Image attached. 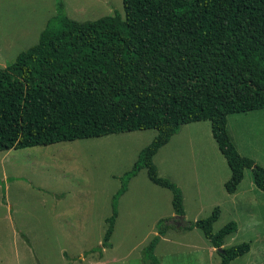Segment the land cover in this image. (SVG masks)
<instances>
[{
  "label": "trees",
  "instance_id": "obj_1",
  "mask_svg": "<svg viewBox=\"0 0 264 264\" xmlns=\"http://www.w3.org/2000/svg\"><path fill=\"white\" fill-rule=\"evenodd\" d=\"M95 21L77 22L57 3V14L38 42L0 69V152L111 134L155 130L125 174L114 201L142 169L151 183L172 194L176 217L184 216L181 190L160 178L154 156L183 125L209 121L234 194L250 170L264 191V168L241 156L227 132L232 114L264 110V0H122ZM220 210L192 223L201 229L220 264L249 252L242 243L223 248L237 230L230 222L212 231ZM116 218L108 219V247ZM143 250L145 263L159 264L154 250L169 225Z\"/></svg>",
  "mask_w": 264,
  "mask_h": 264
},
{
  "label": "rangeland",
  "instance_id": "obj_2",
  "mask_svg": "<svg viewBox=\"0 0 264 264\" xmlns=\"http://www.w3.org/2000/svg\"><path fill=\"white\" fill-rule=\"evenodd\" d=\"M60 2L77 22L123 14L122 0H0V69L38 42ZM227 132L241 156L264 168V110L229 115ZM155 136L150 129L0 152V264H151L143 250L165 220L170 227L153 253L159 264H220L201 229L189 228L215 207L220 215L214 233L237 225L224 248L249 245L230 264H264V191L245 170L236 196L226 193L230 170L209 121L183 125L153 158L158 176L181 189L182 220L173 214L171 192L151 183L145 169L114 201ZM114 204L113 232L103 248Z\"/></svg>",
  "mask_w": 264,
  "mask_h": 264
},
{
  "label": "crops",
  "instance_id": "obj_3",
  "mask_svg": "<svg viewBox=\"0 0 264 264\" xmlns=\"http://www.w3.org/2000/svg\"><path fill=\"white\" fill-rule=\"evenodd\" d=\"M201 185H203L202 184V180H198V182L196 183V185H195V187H194V191H195V194H196V197H200L202 194V188H201ZM181 190V189H180ZM227 193V192H226ZM236 194L237 193H234V194H231V196L232 197H234V196H236ZM230 195V194H229ZM182 198H183V194H182ZM231 235V234H230ZM229 236V235H228ZM223 248H224V243H223V246H222Z\"/></svg>",
  "mask_w": 264,
  "mask_h": 264
},
{
  "label": "water",
  "instance_id": "obj_4",
  "mask_svg": "<svg viewBox=\"0 0 264 264\" xmlns=\"http://www.w3.org/2000/svg\"><path fill=\"white\" fill-rule=\"evenodd\" d=\"M179 219H183V217H178ZM217 252L219 253V252H221V248L220 249H217Z\"/></svg>",
  "mask_w": 264,
  "mask_h": 264
}]
</instances>
